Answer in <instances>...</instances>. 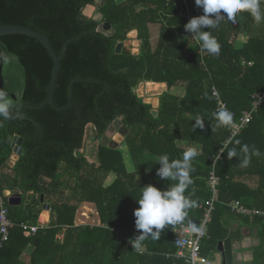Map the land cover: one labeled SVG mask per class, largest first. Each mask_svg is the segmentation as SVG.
<instances>
[{
    "label": "trees",
    "instance_id": "trees-1",
    "mask_svg": "<svg viewBox=\"0 0 264 264\" xmlns=\"http://www.w3.org/2000/svg\"><path fill=\"white\" fill-rule=\"evenodd\" d=\"M95 2L0 0V26H21L46 36L57 55L78 38L61 60L54 93L57 107L69 103L73 81L91 80L74 85L72 104L65 111L50 103L43 106L54 71L51 55L35 38L0 37V89L7 93L11 110L15 107L11 118L0 117V191L26 195L20 206L10 207L16 226L0 248V264H183L168 258L176 253V224L166 225L158 240L149 237L140 248L133 247L132 241L142 234L133 214L141 189L151 184L166 191L175 185L177 181L156 175L159 157L182 159L183 152L194 147L198 154L192 161V183L184 195L197 206L188 208L185 216L201 218V207L211 198L210 158L218 155L232 127H217L212 87L238 116L251 108L255 94L264 91V20L257 23L242 12L233 20L220 21L217 28H205L221 45L219 55H210L185 31L188 15L191 19L204 15L195 0H104L99 8L102 22L83 14ZM260 8L264 13V0ZM103 23L115 31L112 37L97 31ZM133 31L141 42L139 56L117 55V44ZM143 82L166 85L157 118L151 114L153 107L135 93ZM175 88H184V94L175 95ZM120 117L130 130L122 145L134 172L127 169L122 145H99L96 162L85 156L87 127L91 125L101 140ZM15 135L24 139V153L11 168ZM244 145L247 153L242 151ZM233 149L237 155L229 158ZM245 157L250 163L241 167ZM62 167L77 178L76 202L56 197L62 187ZM217 174L220 202L205 239L212 250L226 239L229 219L250 221L233 214L229 203L240 201L249 209L264 211V105L225 149ZM42 195L51 205L50 222L32 235L20 225H39ZM84 204L95 207L99 223L77 225ZM254 222L262 240L254 248V264H264V221ZM29 248L32 251L26 254ZM201 254L207 258L203 244Z\"/></svg>",
    "mask_w": 264,
    "mask_h": 264
},
{
    "label": "clouds",
    "instance_id": "clouds-1",
    "mask_svg": "<svg viewBox=\"0 0 264 264\" xmlns=\"http://www.w3.org/2000/svg\"><path fill=\"white\" fill-rule=\"evenodd\" d=\"M195 5L203 9L204 15L194 17L185 25V31L191 34V38L199 42L202 51L210 55H219L221 45L210 31L219 26V22L227 18L235 19L238 14L248 12L255 22L264 20V13L261 12L260 0H195ZM217 121V127L232 126L233 117L228 110H221L213 114ZM13 112L7 100V93L0 89V117L11 118ZM203 128L202 121H197ZM242 151L247 153L248 146L244 145ZM197 150L189 147L182 154V159L169 160L168 155L159 157V169L156 175L163 180L177 181L175 185L166 191H161L151 184L141 189L140 199L137 201L139 207L134 211L135 227L141 231L132 244L134 248H140L146 238L154 240L160 238L161 230L170 224L181 222L186 210L196 207L197 202L184 195L188 186L192 183L191 172L194 171L192 161L197 156ZM259 151L256 155H259ZM236 150L228 152V157H235ZM250 163L245 157L241 167ZM155 229V230H154Z\"/></svg>",
    "mask_w": 264,
    "mask_h": 264
},
{
    "label": "built area",
    "instance_id": "built-area-1",
    "mask_svg": "<svg viewBox=\"0 0 264 264\" xmlns=\"http://www.w3.org/2000/svg\"><path fill=\"white\" fill-rule=\"evenodd\" d=\"M188 17L190 20V15H188ZM212 93L217 101L218 111L225 109L228 110L232 114L234 122L231 127L230 135L223 143L222 149L219 151L218 155L210 158L211 170L207 177V182L211 192V198L204 206L201 207L203 215L200 219V224L198 226L191 225L182 220L175 225L174 234L176 236V253L174 255H169L168 258L173 257L177 261L183 262V264H208V258L202 256L201 252L203 241L208 237L209 225L212 222L217 204L220 202L221 178L217 174L218 162L222 159L225 149L236 137L245 131V129L253 121L254 116L264 105V91H262L253 96L251 108L249 110L242 111V113L238 116L235 112L229 110L227 104L221 100L219 91L216 87H212ZM10 207V197L0 191V248L9 242L11 231L16 226L11 219ZM228 207L233 214L248 218L251 222L257 218H261L264 221V211L249 209L240 201H232L228 204ZM42 227L44 226H33L28 223L20 225V228L23 231L32 235H36Z\"/></svg>",
    "mask_w": 264,
    "mask_h": 264
},
{
    "label": "water",
    "instance_id": "water-1",
    "mask_svg": "<svg viewBox=\"0 0 264 264\" xmlns=\"http://www.w3.org/2000/svg\"><path fill=\"white\" fill-rule=\"evenodd\" d=\"M90 7H92V6L89 5L86 8H90ZM102 18H103V16H102ZM99 19H95L94 21L98 22ZM109 26H111V25L109 24ZM97 31L99 33H102V34L108 36V37H112L115 33V31H112V32L108 31L107 25H104V24H100L98 26ZM137 33L138 32L136 31V34ZM10 35H25L28 37H32V38H35L38 41H40L45 46V48L47 49V51L49 52V54L51 55V57L53 59L54 71H53V76H52V80H51L49 96L47 98L46 103L43 106H45L47 103H50L56 109H59L61 111H65L66 109H68L69 106L72 104V101H73L74 85L78 82H90L91 81V80H83V79H77V80L73 81L71 83V86H70L69 103L65 107H61V108H59L55 105L54 93H55V89H56L58 74L60 71L61 60L64 58V56L66 54V50H67L68 45L71 42H74L78 38L73 39V40L69 41L68 43H66L63 47L61 55H57L54 48L52 47L51 43L46 38V36L36 32L32 29H28V28L21 27V26H15V25L0 26V37L10 36ZM137 38H138V36L136 35V39ZM115 53L117 55H121V54L129 55L126 48H124V43H122V42H119L117 44ZM39 108H41V107H39ZM12 110L14 111L15 107H13ZM151 114L153 115L154 118H157L158 110L153 109L151 111ZM123 119H124V117H120V118L116 119L109 126L106 134L101 139L102 140V146L113 147L111 145H114V148H118L119 144L117 142L111 140V138H114L117 135L122 137V140H120V143H122V142H124V140H126V138L130 134V130L127 126H125L123 124ZM23 142H24L23 138H21L18 135H15L13 138L12 144H11V148L13 149V153H16L19 150V152H18L19 158L24 153V148L22 146ZM4 194L8 197H10L12 195L11 191H9V190H5ZM21 195L22 194H17L16 196L21 197ZM40 202L43 205L44 210H46V211L51 210V205L48 203H45V196L44 195L41 196ZM183 221L190 223V224H193V225H196V226H198L200 224L199 220L193 219L190 217H186V216L184 217ZM240 238H241V231L240 230L230 231L228 236L226 237V239H224L223 241H220L218 243L217 250L222 255V264H235L233 242L240 240Z\"/></svg>",
    "mask_w": 264,
    "mask_h": 264
},
{
    "label": "rangeland",
    "instance_id": "rangeland-1",
    "mask_svg": "<svg viewBox=\"0 0 264 264\" xmlns=\"http://www.w3.org/2000/svg\"><path fill=\"white\" fill-rule=\"evenodd\" d=\"M103 4H104V0H96L95 4L93 6V11L92 12H89L88 11L89 9L86 8V9H84L83 14L87 18L93 19V20L100 18L98 22H102L103 18H102V14L99 12V8ZM103 24L104 25H107L108 31L111 32L112 27L109 26V24H106V23H103ZM156 32H157V30L154 33H156ZM135 42H136V37L135 38H132L131 35L128 34L127 35V39L125 41H123L122 43H124V48H127L128 49L127 52L129 53V55L139 56V54H140V45L141 44L138 43L139 44L138 45L139 48L136 49ZM142 87L144 88V91L143 90H140ZM154 90H155V87L149 86V85L145 84V82H143V83H141L140 85H138L135 88V93L138 96H140L139 93H141V95L143 97H141V96L140 97L142 99L144 97H146L147 95H149V94H147L145 96V93L152 92L153 94H159V97L158 98H159V101H160V97L166 91V86L161 87L160 90H159V92H155ZM173 93L175 95H177V96H182L184 94V88H175L174 91H173ZM143 101H144V99H143ZM144 103H145V101H144ZM93 133H94V130H93L92 126L89 125L87 127V136H86L87 137V141H86V145H85L87 155L85 154V156L88 159H90V161L96 162L97 161L98 148H99V145L102 146V140H98L95 137V134H93ZM111 140L117 142L119 144V146L123 143V142L120 143V140H122V137L121 136H115L114 138H111ZM111 146L114 147V145H111ZM14 156L15 155L13 153V155L10 158V160H15V159H13ZM60 181L62 183V187H61V189H59L58 194H57L56 197L58 199H61V200H64V201L71 200L72 202H76L77 190H75L76 189L75 187L78 185L77 178H75L66 168L62 167L61 168V171H60ZM84 212L86 213L87 211L86 210L85 211H82V206H81V209L77 213L78 214L77 215L78 218L76 219L78 225H80V224L81 225H83V224L95 225L97 222L94 219H91V216L90 217H83V213ZM203 248L207 251L209 262L210 263L213 262V264H219V258H220L219 253L217 252V250H212V247H211V245H210V243L208 241L205 240L203 242ZM216 261H218V263Z\"/></svg>",
    "mask_w": 264,
    "mask_h": 264
},
{
    "label": "crops",
    "instance_id": "crops-1",
    "mask_svg": "<svg viewBox=\"0 0 264 264\" xmlns=\"http://www.w3.org/2000/svg\"><path fill=\"white\" fill-rule=\"evenodd\" d=\"M137 36H138V33H137ZM139 43L141 44L140 41H139ZM135 44H136V46H135L136 49H138L137 48L138 47V41H136ZM126 50L128 51L127 48H126ZM145 84L148 85L149 82H145ZM160 85H161V87L166 86L165 84H160ZM158 109H159V107L156 110H158ZM121 150L123 151L124 159H125L128 171L134 172L135 168L131 162V159L129 158V153L125 151V150H127V147L122 145ZM18 160H19V157L16 160H10L9 166L11 168H13L16 165ZM46 181L50 182L49 180H46ZM11 193H12V195L10 196L11 206H13V207L20 206L26 195H24L23 192L18 191V190L11 191ZM17 194H22V195H21V197H17L16 196ZM29 195H31V194H29ZM29 195H27V197ZM40 204H41V202H40ZM39 208L41 209V212L39 214V225L47 226L50 222V211L44 210L42 204L40 205ZM85 210L88 212V217L91 216V219H94L96 222L99 223V216H98L97 210L95 209L94 206H92L90 204H84V206L82 207V211H85ZM44 213H47V220L46 221H43V219H42ZM186 217H188V216H186ZM77 218H78V216H77ZM190 218L197 219L199 221L201 219V218H194V217H190ZM188 224H190V223H188ZM77 225H78V223H77ZM191 225H193V224H191ZM226 227L228 229V234L230 231H236V230L241 231L240 240L233 242L235 264H254V248L262 244V240L260 237L261 229L258 227L256 222L249 221V223H246V222H244V219L234 217V219H229L227 221ZM208 235H209V233H208ZM217 247H218V245H217ZM31 251H32V248L27 249L26 254L30 253ZM217 252H218V250H217ZM219 256H220L219 264H222V255L220 253H219ZM207 258H208V254H207ZM216 262L218 263V261H216ZM208 264H213V262L210 263L208 261Z\"/></svg>",
    "mask_w": 264,
    "mask_h": 264
},
{
    "label": "bare ground",
    "instance_id": "bare-ground-1",
    "mask_svg": "<svg viewBox=\"0 0 264 264\" xmlns=\"http://www.w3.org/2000/svg\"><path fill=\"white\" fill-rule=\"evenodd\" d=\"M89 10V12H92L93 11V6L92 7H90V8H88ZM130 35H131V37L132 38H135L136 37V31H133L132 33H130ZM136 41H138V43H139V40L138 39H136ZM139 45V44H138ZM137 48H139V47H137ZM149 86H152V87H155V92H159V90H160V88H161V85L160 84H155V83H149L148 84ZM140 90H143L144 91V88L142 87ZM153 91V90H152ZM150 92V91H149ZM152 92H150V93H145V96L147 95V94H149V95H147L146 97H144L143 99H144V101H145V103L146 104H148V105H151L154 109H157L159 106H160V101H159V94H151ZM140 94V96L141 97H143L142 95H141V93H139ZM117 136H119V135H117ZM18 152H19V150L16 152V153H14V158L13 159H17L18 158ZM42 219H43V221H46L47 220V213H44V215H43V217H42Z\"/></svg>",
    "mask_w": 264,
    "mask_h": 264
}]
</instances>
